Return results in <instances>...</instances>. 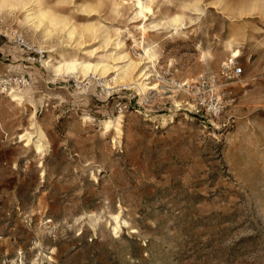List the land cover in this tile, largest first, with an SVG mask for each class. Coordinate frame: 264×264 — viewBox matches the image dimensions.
<instances>
[{"label": "rangeland", "instance_id": "obj_1", "mask_svg": "<svg viewBox=\"0 0 264 264\" xmlns=\"http://www.w3.org/2000/svg\"><path fill=\"white\" fill-rule=\"evenodd\" d=\"M115 1L0 0V264H264V0H150L149 32ZM132 41L163 75L146 65L147 97L120 81ZM230 46L235 106L203 120L178 83L218 74ZM72 59L111 70H55Z\"/></svg>", "mask_w": 264, "mask_h": 264}, {"label": "bare ground", "instance_id": "obj_2", "mask_svg": "<svg viewBox=\"0 0 264 264\" xmlns=\"http://www.w3.org/2000/svg\"><path fill=\"white\" fill-rule=\"evenodd\" d=\"M13 0H3L2 3L7 4L8 8L13 9L16 8L18 5H23V6H27V4L25 2H21V3H12ZM130 1V0H128ZM135 2H131L132 7H136V9L134 10V18L133 20H135V23H141L140 25L136 26L139 28V30H144L147 31L149 30L148 26L150 25L149 23V19L146 16V8L151 4L150 0H134ZM116 7L119 9L120 7H125L126 6V0H116ZM129 5V4H128ZM0 7L2 8L1 4ZM25 9V8H24ZM35 14H30L28 16V19H31L32 21L36 20L38 21V23L42 26L45 25V21H47L50 25H52L53 27L56 28H65L68 27V23H64L63 21L61 22L56 16H54L53 14H51L49 11L45 10H40L39 15L38 16H34ZM146 19V21L148 23H142V21ZM179 17L176 16L173 19V22L177 23L179 21ZM37 24V22L35 23V25ZM151 26V25H150ZM156 26V25H155ZM38 27V26H37ZM78 32V29H76L74 26H71L69 28V35L71 37H74ZM149 32V31H147ZM146 33V32H145ZM140 42V41H139ZM120 46H122L123 48H126L127 50V45L125 44V42H120L119 43ZM139 48H141L143 50V55H138L137 53L134 52V56L136 57L135 60L132 59L129 56V53L127 52L124 56H123V60L129 62L127 64L126 67H123L120 69L119 72H121V78L120 81L122 83V85L124 87L130 88V86H135L134 88L141 93L142 96L147 97L148 94H150L151 92H155V91H159V85L158 84H151L148 81L152 79L153 75L150 74H143V71H146L147 67L146 65H151V68L153 69V72L156 75V78H162L163 75H161L160 71L157 70L158 67V59H157V55L155 53V48L154 47H147L146 45H143V47L137 45ZM231 47V57H232V61H235L236 59L240 58L239 54L240 51L238 50H233V47ZM49 65V63H48ZM55 70L58 71L59 73H63V71L67 72L68 74H83L84 76H87L89 74H96L98 72H101V75H105L107 73L110 72V68L107 64L105 63H100V64H93L89 61H78L76 59H72V60H63L62 63H60V65L55 67ZM62 75V74H61ZM162 76V77H161ZM63 77V76H62ZM132 79H138L136 81V83L134 84H130L129 81ZM160 81V80H159ZM191 82V81H190ZM186 84H189V82H184L182 84H180V86H178V88L182 91L184 90L186 93L187 91L182 88V86H186ZM104 86H108L104 85ZM106 89L110 90L111 87L108 86ZM18 95H12L13 99H19L17 98ZM122 116H119L117 119V134L118 137L121 138L123 135V131H122ZM87 119V118H86ZM90 120V119H89ZM112 123H106V125L108 126L107 128L110 129ZM30 141V140H29ZM28 146V145H27ZM42 148L41 146H37V151L41 152ZM118 219V217H117ZM115 230H118V228H115Z\"/></svg>", "mask_w": 264, "mask_h": 264}, {"label": "built area", "instance_id": "obj_3", "mask_svg": "<svg viewBox=\"0 0 264 264\" xmlns=\"http://www.w3.org/2000/svg\"><path fill=\"white\" fill-rule=\"evenodd\" d=\"M125 1V0H124ZM11 36V32L7 35ZM0 36H5L3 29H0ZM9 36V37H10ZM19 47L29 50L33 53V47L27 44L22 35L16 33L14 37H10ZM140 40H138L139 42ZM131 47L133 52L138 55L143 54V50L132 41ZM244 75L243 67L237 62L225 61L218 74H209L202 76L196 81L189 82L186 86H182L188 95V110L192 115L206 120L216 121L224 117L235 106L237 94L233 89L235 84H239ZM182 84V83H178ZM176 84V85H178Z\"/></svg>", "mask_w": 264, "mask_h": 264}]
</instances>
